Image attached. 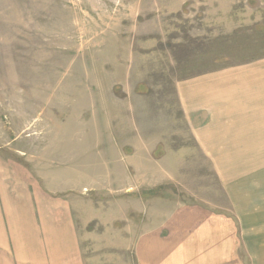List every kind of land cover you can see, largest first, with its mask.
<instances>
[{"label":"rangeland","instance_id":"374dc122","mask_svg":"<svg viewBox=\"0 0 264 264\" xmlns=\"http://www.w3.org/2000/svg\"><path fill=\"white\" fill-rule=\"evenodd\" d=\"M259 61L264 0H0V155L64 189L80 241L112 264H135L150 228L214 219L232 264H264V103L212 151L175 86Z\"/></svg>","mask_w":264,"mask_h":264},{"label":"crops","instance_id":"0c3cea01","mask_svg":"<svg viewBox=\"0 0 264 264\" xmlns=\"http://www.w3.org/2000/svg\"><path fill=\"white\" fill-rule=\"evenodd\" d=\"M175 86L179 108L193 136L206 139L204 145L215 146L208 150L216 151L220 137H244L242 122L256 119L251 114L264 103V62L209 69L181 77ZM40 178L38 171L26 170L24 161L0 155V264H112L103 252L89 253L80 241L72 205L59 198L64 189H42ZM185 216L182 221L192 220ZM223 221L214 219L203 230L201 225L180 232L150 228L135 241L134 262L232 264V227Z\"/></svg>","mask_w":264,"mask_h":264}]
</instances>
